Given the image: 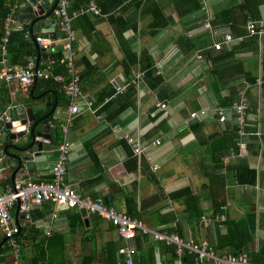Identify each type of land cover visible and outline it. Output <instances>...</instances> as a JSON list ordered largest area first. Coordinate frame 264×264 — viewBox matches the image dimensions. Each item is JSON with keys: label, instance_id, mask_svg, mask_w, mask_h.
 I'll return each mask as SVG.
<instances>
[{"label": "crops", "instance_id": "obj_1", "mask_svg": "<svg viewBox=\"0 0 264 264\" xmlns=\"http://www.w3.org/2000/svg\"><path fill=\"white\" fill-rule=\"evenodd\" d=\"M41 1L34 7L30 0H20V26L11 37L20 61L33 58L45 67L48 55L62 51V46L56 44L47 54L38 50L34 36L57 40L63 34L53 15L59 0H46L47 6ZM69 1L68 14L79 12L71 28L83 89L95 101L104 96L112 100L100 113L84 108L70 114V98L56 87L63 80L59 75L51 78L56 84L50 86L37 79L28 94L16 82L7 84L0 78V111L11 107L12 120L31 109L48 125L44 131L50 136L34 158L35 166L23 165L27 170H18L14 178L13 159L5 149L3 184L10 185L21 174L34 182L51 180L58 151L68 142L65 182L85 199L101 197L153 231L176 233L185 242L203 240L210 250L211 242L216 244V229L224 236L226 221L244 219L253 235L250 259L264 264V81L259 82L264 78V34L252 35L247 24L264 22V0ZM16 2L0 0V38ZM27 8L37 15L22 19L29 14L24 13ZM82 9L89 11L80 13ZM228 34L233 40L214 51V44ZM27 46L34 57L22 52ZM9 49L8 45L7 63L22 66L12 63ZM151 69L154 76L146 78ZM140 73L141 83L134 84ZM243 96L247 135L241 151L233 107ZM158 103L166 107L159 109ZM218 111L224 112L225 121ZM194 112L198 115L192 118ZM11 133L4 129L5 137ZM127 138L139 142L141 155H134ZM153 163L160 168L154 170ZM243 163L256 173L253 186L236 180L234 168ZM217 208L226 220L204 226L202 218H213ZM83 211L52 202L33 210L36 223L24 228L20 238V264H122L119 251L125 245L135 249L133 264H183L187 252L178 256L177 246L150 233L126 244L107 219ZM12 214L21 223L16 206ZM14 260L0 230V264H15Z\"/></svg>", "mask_w": 264, "mask_h": 264}, {"label": "built area", "instance_id": "obj_2", "mask_svg": "<svg viewBox=\"0 0 264 264\" xmlns=\"http://www.w3.org/2000/svg\"><path fill=\"white\" fill-rule=\"evenodd\" d=\"M69 0H59L58 7L54 10V16L57 18V25L63 36L57 40H51L45 38L43 35L35 37V41L42 51L52 49L56 44L62 46L64 58L61 62L66 64L70 81L64 86L65 94L70 98V104L68 111L70 114H78L82 109H92L94 101L82 91L80 86V77L75 71V50L72 46L74 40L73 30L71 28V21L73 17L79 15V12L70 16L67 12L69 7ZM21 7L20 0L16 2L10 9L4 23V33L0 42V50L2 52V59H0V78L7 84L16 82L21 92L28 94L31 86L36 79L47 80L53 76L51 66L46 65L40 67L37 65L36 60L30 58L26 64L22 66H11L7 63L8 44L10 37L15 29L20 24L17 23L16 16L19 13ZM89 10L94 13H98V10L91 7ZM82 9L80 13L89 11ZM248 29L252 35L264 34V22L249 23ZM233 40L232 35L225 36V43H229ZM222 43H216L215 49H222ZM143 73L137 75L134 84H139L142 81ZM264 81V78L259 82ZM248 87H246L247 89ZM247 97L243 96L238 104H235L233 109L237 115V122L240 127L239 137L240 140L237 146H240L241 151L244 149V137L247 132L245 127V115L247 111L246 106ZM159 109L165 108V103H158ZM0 111V230L6 237L9 246L13 250L15 256V264H20V238L23 235L24 228L29 224H35L36 222L32 218V211L44 202H52L58 206L84 209L88 213L97 214L107 219L118 230L120 237L123 241L129 243L140 234H152L155 239L166 242L168 245L177 246L176 254L181 256L184 251L190 254H194L196 261H210L215 264H255L251 263L246 254L235 256L232 254L217 256L213 250L208 248L206 241L200 243L185 242L178 234H164L162 232L153 231L148 228L142 221L131 218L127 214L118 211L114 206L108 205L102 201V198L97 199H85L76 188L66 184L67 173V161H68V142H65L60 147V153L58 154L57 161L52 168V179L46 182H34L27 179L23 174L17 175L10 185H4L6 177V169L3 167L5 157V142L2 140L4 135L5 125L11 121L9 110ZM197 113H191V117H196ZM218 117L221 121H225L226 117L223 111H218ZM71 118L67 120V124L71 122ZM133 148L135 156L141 155L144 149L141 147L137 140L133 138H127ZM159 144V141H157ZM152 160L151 157L148 158ZM160 165L153 163V169L158 170ZM26 171L27 168L21 167L19 172ZM18 208V213L21 216V223L16 221L12 210L14 207ZM225 221V214H218L215 218L204 216L202 223L204 226H209L214 223ZM120 254L124 257V264H133V256L135 255V249L125 245L120 248Z\"/></svg>", "mask_w": 264, "mask_h": 264}, {"label": "trees", "instance_id": "obj_3", "mask_svg": "<svg viewBox=\"0 0 264 264\" xmlns=\"http://www.w3.org/2000/svg\"><path fill=\"white\" fill-rule=\"evenodd\" d=\"M252 22H254V21H249L247 24L252 23ZM247 24H246V26H247ZM27 30H28V28L26 27L25 31H27ZM3 33L4 32H2L1 38L3 36ZM1 38H0V42H1ZM217 43H222V46L226 44L224 39H223V41H219ZM14 44H16L15 41H14V38L11 37L10 38V41H9V44H8L9 47H10L9 54H11V61H12L13 64H17V65L21 64V65H24L26 62H25V60L24 61H20L19 53H17L18 50L13 49V45ZM215 44H214V48H215ZM222 49H220V50H217L216 49L214 51L219 52ZM38 50H41L42 51V49H40L39 47H38ZM22 52L25 53V54H27L28 57H30V56H33L34 57V52L28 46ZM43 52L46 53L47 51H43ZM48 56H49L50 59L47 60V64L46 65H50L51 66V70H52V73H53V76L51 78H57L58 75H59L63 79L61 81V84L60 85L57 83L58 85L56 87L61 86V89H63L62 91L65 94L64 86L67 83H69L70 76L68 75L67 68H66V64H64V63L61 62V59L64 58L63 52L62 51H56V52H54V54L51 53V55H48ZM23 57L24 56H22L21 58H23ZM76 57H77V53H76V50H75V71H76V73L80 77V86H81V89H82V91L84 93H86L84 91V89H83V86H82L81 75H80L79 71L77 70ZM154 71L155 70L151 69L149 71V73H146L145 74L146 78L149 77V76L153 77L154 76ZM63 75H64V77H63ZM51 78H49L48 80H43V81L41 80V81L44 82V84L46 86L55 85L56 82L52 81ZM157 83H159V80H157ZM132 86L133 85H129L128 88H131ZM92 100L94 101V105H93L92 109H89V111H91V110H97V112L100 113V111L102 112L103 109L105 107H107V104L109 102H111L112 96L111 97L104 96L101 99H98L97 101H95V99H92ZM58 153H60V150L58 151ZM234 169H236V171H235V173H236V180H237V182L240 185L253 186L255 184V182H256V173H255V171L248 169V166L245 163H243L239 167L238 166H235ZM244 175H246V176H244ZM97 198H101V197H95V199H97ZM102 201H103V199H102ZM218 214H225V213L223 212L222 209H220V208L218 209L217 208L216 211L213 214V218H215ZM128 216H130V215H128ZM131 218H133V217H131ZM217 223L218 224H221L220 222H217ZM30 225L31 224H29L28 226H30ZM225 225L228 227L227 234H225L224 236H222V234L220 232L218 233V231H217L218 229H216V233H217L216 244H214L213 242H211L212 243L211 249L215 250L218 254L220 253V255L232 254V255H235V256H240L241 254H246L247 257H248V259H249V261L251 263H253L251 261V259H250L251 250L249 248V245L253 244L251 242V240L253 239V235L252 236L250 235L249 227H248L247 223L245 222V220L244 219H242V220H236L234 222H228V221H226ZM31 227H33V226L31 225L30 228ZM113 227H115V226H113ZM207 232L210 233L211 232V229H209ZM179 234H181V233L179 232ZM170 251H171L172 254H174L175 253V248L174 247H170ZM195 261H196L195 255H193V254H187L186 253V257L183 259V264H204L205 263V260L198 261V262H195ZM122 264H124V261H123Z\"/></svg>", "mask_w": 264, "mask_h": 264}, {"label": "water", "instance_id": "obj_4", "mask_svg": "<svg viewBox=\"0 0 264 264\" xmlns=\"http://www.w3.org/2000/svg\"><path fill=\"white\" fill-rule=\"evenodd\" d=\"M30 3L36 7L39 5V0H30ZM40 4L47 6L46 0L41 1ZM26 12H29V14L24 15L22 19H31L33 14L37 15L36 11L33 14L30 13L31 8L24 10V13ZM37 21L38 19L33 20L30 25V31L32 35L34 34V24ZM61 48L62 47H60V49ZM50 53L51 49L47 50V54ZM37 65L39 64L37 63ZM36 82L37 79L34 81V83ZM42 120L43 119L37 120L32 110L29 109L27 110V114L25 116H17V118H13L5 125L6 130L12 131L9 136H4L2 140L7 143L5 147L6 153L13 159V166L15 168V171L12 175L13 178L15 173L21 167H23V165H27L30 169L35 166L34 158L40 156V149L42 144L45 142V139H50V136L44 131L45 127H48V125L45 126L43 123H41L40 121ZM10 149L12 151L9 152ZM37 149L39 151H36ZM83 214H86V212L83 211Z\"/></svg>", "mask_w": 264, "mask_h": 264}]
</instances>
